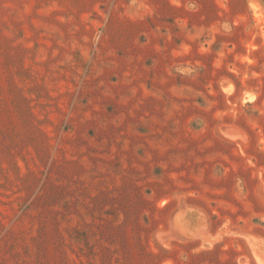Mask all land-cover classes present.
Here are the masks:
<instances>
[{
    "label": "rangeland",
    "instance_id": "1",
    "mask_svg": "<svg viewBox=\"0 0 264 264\" xmlns=\"http://www.w3.org/2000/svg\"><path fill=\"white\" fill-rule=\"evenodd\" d=\"M0 264H264V0H0Z\"/></svg>",
    "mask_w": 264,
    "mask_h": 264
},
{
    "label": "trees",
    "instance_id": "2",
    "mask_svg": "<svg viewBox=\"0 0 264 264\" xmlns=\"http://www.w3.org/2000/svg\"><path fill=\"white\" fill-rule=\"evenodd\" d=\"M208 253H210V252H208Z\"/></svg>",
    "mask_w": 264,
    "mask_h": 264
}]
</instances>
